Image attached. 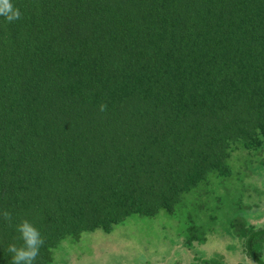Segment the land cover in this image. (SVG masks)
<instances>
[{
  "label": "trees",
  "instance_id": "1",
  "mask_svg": "<svg viewBox=\"0 0 264 264\" xmlns=\"http://www.w3.org/2000/svg\"><path fill=\"white\" fill-rule=\"evenodd\" d=\"M0 16V264L168 214L264 264V0H11ZM105 104L106 110L100 111ZM206 264V263H205Z\"/></svg>",
  "mask_w": 264,
  "mask_h": 264
},
{
  "label": "rangeland",
  "instance_id": "2",
  "mask_svg": "<svg viewBox=\"0 0 264 264\" xmlns=\"http://www.w3.org/2000/svg\"><path fill=\"white\" fill-rule=\"evenodd\" d=\"M257 179L264 184V172ZM257 204L250 223L264 229V198ZM190 225L168 214L133 218L111 234L88 233L79 241H66L58 260L64 264H256L242 251L240 235L214 233L191 246V234H185Z\"/></svg>",
  "mask_w": 264,
  "mask_h": 264
},
{
  "label": "clouds",
  "instance_id": "3",
  "mask_svg": "<svg viewBox=\"0 0 264 264\" xmlns=\"http://www.w3.org/2000/svg\"><path fill=\"white\" fill-rule=\"evenodd\" d=\"M0 16L8 22H13L21 18V12L15 8L11 0H0ZM106 105H100V111L106 110ZM5 221L11 226L12 215L7 210L0 213ZM16 231L20 234L19 239L23 241L22 246L9 244L7 251L12 254L9 264H35L39 255L40 248L44 245L45 240L40 231L28 220H22L16 225Z\"/></svg>",
  "mask_w": 264,
  "mask_h": 264
}]
</instances>
